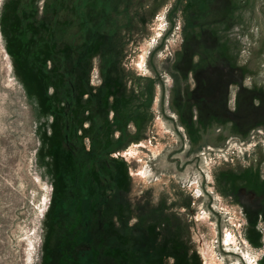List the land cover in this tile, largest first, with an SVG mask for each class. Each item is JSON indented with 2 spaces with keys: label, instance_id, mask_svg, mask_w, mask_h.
<instances>
[{
  "label": "rangeland",
  "instance_id": "rangeland-1",
  "mask_svg": "<svg viewBox=\"0 0 264 264\" xmlns=\"http://www.w3.org/2000/svg\"><path fill=\"white\" fill-rule=\"evenodd\" d=\"M81 2L0 0V264H264V0Z\"/></svg>",
  "mask_w": 264,
  "mask_h": 264
},
{
  "label": "trees",
  "instance_id": "trees-1",
  "mask_svg": "<svg viewBox=\"0 0 264 264\" xmlns=\"http://www.w3.org/2000/svg\"><path fill=\"white\" fill-rule=\"evenodd\" d=\"M109 0H82L81 7L77 9V17H79L82 21V32H84L83 43L85 44L84 48H88V43H90L92 37L95 33H97V29L99 28V24L94 25V21L92 23V19L94 20L96 17L105 18L104 16V6L105 2ZM81 11V12H80ZM80 23V22H79ZM88 45V46H87Z\"/></svg>",
  "mask_w": 264,
  "mask_h": 264
},
{
  "label": "flooded vegetation",
  "instance_id": "flooded-vegetation-1",
  "mask_svg": "<svg viewBox=\"0 0 264 264\" xmlns=\"http://www.w3.org/2000/svg\"><path fill=\"white\" fill-rule=\"evenodd\" d=\"M81 169H79V171H80ZM173 219V218H172Z\"/></svg>",
  "mask_w": 264,
  "mask_h": 264
}]
</instances>
